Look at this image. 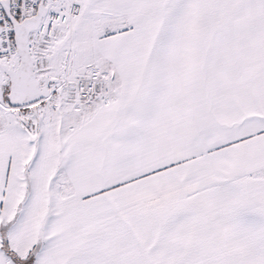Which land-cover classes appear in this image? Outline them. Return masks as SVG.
<instances>
[{"label": "snow or ice", "instance_id": "obj_1", "mask_svg": "<svg viewBox=\"0 0 264 264\" xmlns=\"http://www.w3.org/2000/svg\"><path fill=\"white\" fill-rule=\"evenodd\" d=\"M0 264H264V0H0Z\"/></svg>", "mask_w": 264, "mask_h": 264}]
</instances>
